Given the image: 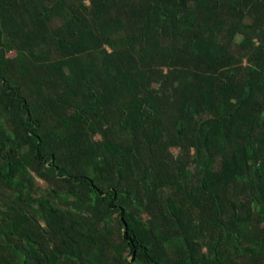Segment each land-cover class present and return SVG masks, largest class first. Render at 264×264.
Listing matches in <instances>:
<instances>
[{
  "label": "trees",
  "instance_id": "trees-1",
  "mask_svg": "<svg viewBox=\"0 0 264 264\" xmlns=\"http://www.w3.org/2000/svg\"><path fill=\"white\" fill-rule=\"evenodd\" d=\"M0 264H264V0H0Z\"/></svg>",
  "mask_w": 264,
  "mask_h": 264
}]
</instances>
